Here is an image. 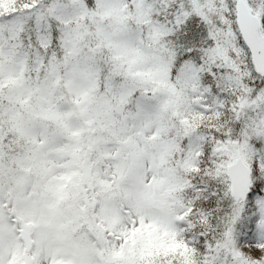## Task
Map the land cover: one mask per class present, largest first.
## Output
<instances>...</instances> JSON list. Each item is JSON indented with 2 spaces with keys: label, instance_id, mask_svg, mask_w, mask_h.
<instances>
[{
  "label": "snow or ice",
  "instance_id": "obj_1",
  "mask_svg": "<svg viewBox=\"0 0 264 264\" xmlns=\"http://www.w3.org/2000/svg\"><path fill=\"white\" fill-rule=\"evenodd\" d=\"M0 264H264V0H0Z\"/></svg>",
  "mask_w": 264,
  "mask_h": 264
}]
</instances>
